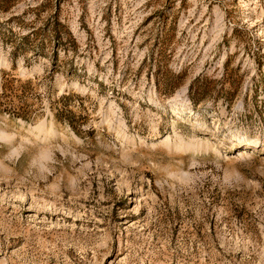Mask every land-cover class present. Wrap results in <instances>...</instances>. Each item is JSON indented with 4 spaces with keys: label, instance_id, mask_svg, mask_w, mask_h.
Returning a JSON list of instances; mask_svg holds the SVG:
<instances>
[{
    "label": "rangeland",
    "instance_id": "obj_1",
    "mask_svg": "<svg viewBox=\"0 0 264 264\" xmlns=\"http://www.w3.org/2000/svg\"><path fill=\"white\" fill-rule=\"evenodd\" d=\"M0 264H264V0H0Z\"/></svg>",
    "mask_w": 264,
    "mask_h": 264
},
{
    "label": "bare ground",
    "instance_id": "obj_2",
    "mask_svg": "<svg viewBox=\"0 0 264 264\" xmlns=\"http://www.w3.org/2000/svg\"><path fill=\"white\" fill-rule=\"evenodd\" d=\"M248 140V139H247ZM250 140V139H249ZM252 140V139H251Z\"/></svg>",
    "mask_w": 264,
    "mask_h": 264
}]
</instances>
